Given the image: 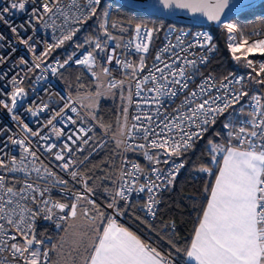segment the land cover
<instances>
[{
	"label": "snow or ice",
	"instance_id": "snow-or-ice-1",
	"mask_svg": "<svg viewBox=\"0 0 264 264\" xmlns=\"http://www.w3.org/2000/svg\"><path fill=\"white\" fill-rule=\"evenodd\" d=\"M100 2L101 0H89L87 6H81L77 0H69V2H65V0H43L40 5L42 15L37 18L42 19L44 15H47L55 17L56 20L62 18L63 23L59 25L62 32L61 37L55 44L48 45L47 51L41 55L47 56L55 48L72 40L79 28L71 27V24L83 25L88 19L95 16L97 8L93 5H99ZM160 3L163 4L164 8H169L174 4L177 8L202 13L209 21L219 22L221 13L228 5V0H160ZM25 7L26 0H12L11 2V9L22 11ZM11 9L9 7L0 8V21L5 20L2 13H8ZM39 10V8H34V14ZM56 20H53V24L56 23ZM100 26L104 29L108 39H113L108 30L104 28L103 23ZM223 28L229 34L228 49L233 59L238 62L243 60L256 73V77H261L260 79L250 78L256 84L264 85V63H260L257 70L253 67L254 61L248 58L249 55L257 53L264 55V39L250 42L247 38H241L235 41L232 34L239 31L237 25L232 22H225ZM11 30L14 34L17 33L16 27H12ZM154 31V29L144 28L140 24H137L134 29V48L137 53L141 54L138 64L127 61L121 62L119 59H115L113 54L108 55V62L111 63L115 59L117 64H122L125 69L130 70L127 75L136 79L147 68L144 54L149 52ZM0 39L3 37L0 36ZM30 39L31 37H29ZM177 39L178 44H167L156 54L153 66L148 69L147 75L143 76L142 79H136V96L140 97L137 106L139 107L140 102L154 105L156 106V115L147 113L133 116L134 123L130 127L125 124L120 125L119 134L121 137L126 136V138L116 140L117 147L124 144L125 150L145 149L143 153L145 158L155 164H159L161 161L157 159L156 155H150V150L161 149L169 158L182 156L194 148L196 140L203 137L207 131L206 126L214 124L219 115L248 95L242 89L231 88L230 81L228 84H221L225 93L223 96H212L214 84L212 76L209 75L198 85V91L193 90L187 94L183 108L175 110L176 115L168 116L162 113L164 98L175 97L178 93L188 89L191 70H194L198 63L207 62V55L197 56L191 49L199 47L206 49L208 53L214 50L211 43L212 37L208 34H203L202 37L198 36L195 43L186 46H182L184 41L180 40L179 37ZM20 43L28 45L29 51H34V45H30L28 40L20 39ZM178 46L180 52L175 51ZM95 48L103 50L102 44L99 42L95 44ZM112 52L114 53L115 49H112ZM162 53L170 54L162 56ZM92 57L93 53L89 52L83 59L76 60V63L91 67ZM189 57L193 58L190 59ZM35 59L42 62L41 57ZM20 63L24 64L27 61L21 58ZM67 63L68 61H65V64ZM35 66L38 68L40 64L36 63ZM60 66L63 67V65ZM56 71V68H52V72L55 73ZM103 72L107 75L109 69L104 68ZM149 82L151 83L150 87L147 86ZM242 82L243 78L235 80V84H242ZM123 83L124 81H110L108 91L121 87ZM142 85L144 86L142 87ZM144 92L155 93V95L150 98L141 96ZM23 93V88H14L11 94L13 107L16 104V97ZM101 95L103 93H96V97ZM122 99L125 97L122 96ZM126 99L131 100V96ZM252 100L255 101V107L251 114V129L240 127L238 133H235L240 143L246 144L247 147L244 149L237 147L222 148L215 145L212 147L213 151L226 152L224 165L216 177L215 185L211 190V197L200 219L199 226L195 229L190 246L183 250L176 249L177 252L185 251L186 256L189 260L194 261V264H264V105L261 104V97L259 96H252ZM0 105L8 108L9 112L12 111V108L4 101H0ZM94 106V104L88 105L89 108ZM65 108H69L73 113L77 112V108L71 106L70 103L65 104ZM62 112L63 109H61ZM35 114L33 112V115ZM59 114L57 113V115ZM90 116L91 119L96 120L95 113H90ZM123 118L127 121V106L123 107ZM13 119H18V117L13 115ZM68 119L72 124L76 123V120L71 117ZM141 121H146V123H141ZM48 124L51 125L52 120H49ZM100 127L104 129L105 134L110 130V126L104 125L102 122ZM225 127H229V124H225ZM24 131H29L27 125H24ZM53 131L58 138L63 135L59 128H54ZM90 132H92L91 128L87 131L84 129L73 130L67 139L77 146L76 151H82L83 149L78 142H82L84 145L89 144L92 140V137L88 135ZM233 134L232 132L229 133L230 136ZM240 134H243V137ZM31 135L38 136L39 133L32 132ZM138 137L146 143L135 146L128 145V140ZM253 138H257L259 143ZM41 139H47V137L42 136ZM26 140L27 137L24 140L12 139V143L19 145L24 154L19 165L16 157H13L12 167L9 168L3 161H0V167L7 168L10 172H21L27 176L28 165L24 161L28 157H32L33 167L31 170L37 174L38 180L44 179L45 176L55 177V174L46 167H44V175H41V167L34 165V161L39 160V156L36 151L25 146ZM28 142L31 143V141ZM102 146V143L96 144V147ZM53 147L55 146H49L47 151H52ZM63 150L68 152L69 157L73 152L68 143L63 145ZM55 160L64 161L58 167L65 171L75 163L71 158L66 159L63 152H56ZM163 163L168 164L169 160L165 159ZM182 167H184L183 163L174 165L166 174L163 170L153 167L151 173L155 179L152 176H146L145 183L134 189L132 184L138 183L139 177H135L131 182L125 180V177H134L135 173H143L145 170L139 164H133L132 170H122L120 188L114 192L113 203L108 204V207L114 208L118 214H121L120 209L116 207V198L125 199L127 191L144 192L146 190L149 197L145 203V208L149 213L155 215L154 205L159 202L156 198L157 193L175 180L179 169ZM200 171L207 172L209 169L202 167ZM70 175L75 178L79 173L71 171ZM65 183L60 178L53 179L54 186ZM113 183L115 184L116 181ZM83 187L84 193H76L75 201L68 205L46 199L45 193L50 191L48 187L41 188L38 183L26 179L17 189L14 186L6 185L5 177L0 175V254H9L5 264H7L8 259H11L14 264H20L21 261L23 264H51L49 260L50 251L57 246L52 245V248L49 249L43 240L37 238L35 221L41 215L46 220H52L56 215L53 209H58L63 213L67 208H70V211L67 212L66 216H59L58 220L64 221L67 218L74 220L78 216L77 209L80 207L78 202L87 201L95 208L94 201L85 194L92 192V189L87 186L86 179ZM50 203L51 207H49ZM32 205L36 207L33 208ZM83 215L85 217L90 216L89 209L85 208ZM97 217L101 220L107 219V224L102 225V232L96 236V243L83 246V264H170V261L162 256L159 251L143 243L136 235L127 228L119 226L112 218H106L104 213L99 212L98 209L96 216L91 217L93 224H95ZM57 227H60L59 223H57ZM74 243L76 246L73 251H79L83 242Z\"/></svg>",
	"mask_w": 264,
	"mask_h": 264
},
{
	"label": "built area",
	"instance_id": "built-area-1",
	"mask_svg": "<svg viewBox=\"0 0 264 264\" xmlns=\"http://www.w3.org/2000/svg\"><path fill=\"white\" fill-rule=\"evenodd\" d=\"M11 2L12 0H0V8L9 7L11 9ZM65 2H69V0H65ZM42 3L43 0H26V7L24 10L21 11L11 9L8 13H2L5 20L0 21V36L3 37V39H0V101H4V103L12 108V111L9 112L8 108L0 105V161H3L4 164L10 168L12 167V158L16 157L17 164L19 165L24 154L19 145L12 143V139L24 140L25 137H27L25 146L29 147L32 151H36L39 156V160L34 161L35 167H41L42 176L44 175V167H46L49 171L55 174V177L45 176L44 179L38 180L37 174L31 170L33 167L32 157H28V159L24 161V163L28 165L27 176L21 172H10L4 167H0V175L5 177L6 185L14 186L17 189L21 187L26 179L30 182L38 183L41 188L48 187L50 191L45 193L46 199H50L51 202H60L70 205L75 201L76 193H84L85 191L83 184L86 177L81 172V166L89 156V154H85V152L86 149L91 147L93 144V135L95 130L103 131V129L96 120L91 119L90 112L86 110L84 105L58 79V74L64 67H83L87 71L93 69L95 65V55L91 49L85 46H78L64 60H62L58 55L53 56L50 59H48V55L42 56L41 54L47 51V46L55 44L61 37L62 32L59 25L63 23L62 18L56 20L55 17L47 15H44L42 19H38L37 17L42 15V8H40ZM77 3L81 6H87L89 4V0H77ZM93 6L96 8L98 7V5ZM34 8H39L40 10L34 14ZM53 20H56L55 24H53ZM225 22L231 21L227 18H222L219 22L214 21L210 24L193 23V26L188 27H178L173 24L170 25L165 29L161 40L155 47L153 60L147 64V68L141 72L136 79H142L143 76L147 75L148 69H151L153 66L156 54L167 44H178V37L180 40L184 41V45L182 46H186L187 44L195 43L198 36L202 37L203 34H208L212 37L211 43L214 46L215 39L226 32L223 28V24ZM121 24H123L125 29L118 27V25ZM137 24L144 26V28L153 29L152 25L145 23L130 24L116 19H111L109 17H106L103 20L104 28L108 30L109 35H111L113 39H108V36H106L100 63L101 73L104 75L107 85L113 80L124 81L129 85L128 97L131 96V100L127 101L128 118L127 121L124 120V124L127 127H130L131 124L134 123L132 117L135 115H144L147 113H151L153 116L156 115V106L154 105L140 102L139 107L137 106V102L140 101V97L136 96V79H133L131 75H127V73L130 72L129 69H125L122 64H117L115 62V59H119L121 62L127 61L136 63V55H141L135 51V42L133 41V37L135 36L134 29ZM22 25L24 27H21ZM113 25H115V27H113ZM80 26L81 25L79 24H71V27L74 28H80ZM12 27L17 28V33L14 34L12 32ZM234 34L237 40H240L241 36L249 39L250 42L264 39V30L260 27L249 30L246 35H241L239 31ZM29 37H31L30 40ZM20 39L28 40L30 45H34V51H29L28 45L20 43ZM112 49H115L114 53L112 52ZM175 51L180 52V47L178 46ZM191 51L197 54V56L207 55V62L210 61L214 55V50L211 53H208L206 49H201L199 47H194ZM89 52L93 53L91 67L76 63V60L83 59V57ZM109 54H113L115 56V59L111 63L107 60ZM169 54L170 53H162V56H168ZM36 57H41L42 62L36 60ZM70 57L71 59H69ZM21 58H24L27 63L21 64ZM189 58L191 59L193 57ZM65 61H68V63L65 64ZM253 61V67L258 70L259 64L264 63V55L259 54ZM36 63L40 64L38 68L35 66ZM206 63H198L196 68L191 70V79L188 81V89L178 93L175 97L164 98L163 108L161 109L162 113L168 116L176 115L175 110L183 108L187 94L193 90L198 91V85H200L204 78L209 75L212 76L214 84L212 96H223L225 93L221 84H228L230 81L231 88L243 90L245 79L243 72H235L227 76V79H221L214 74L203 72L202 67ZM60 65H63V67ZM52 68H56L57 71L55 73L52 72ZM104 68L109 69L107 75L103 72ZM253 73L256 75L254 71ZM13 77H15V80H13ZM238 78H243L242 84H235V80ZM260 78L261 77H258V79ZM143 86L144 85H142V87ZM147 86L150 87L151 83L149 82ZM15 87L23 88L24 93L16 97V104L13 107L11 94ZM263 90L264 85L257 84L251 88L245 104H242L240 107L237 106L238 103L231 106H234V111L226 123L229 124V127H227L226 139L224 141L216 142L213 145L222 148L238 147L244 149L247 147L246 144L240 143V140L237 138L235 133H238L240 127L251 129V114L254 112L255 107V101L252 100V96L261 97L262 104ZM154 95L155 93L148 92L141 94V96L149 98ZM68 103L77 108L76 113L71 112L69 108H65V104ZM45 105H47V107H45ZM29 109H31V111H29ZM61 109H63L62 113ZM33 112L36 114L33 115ZM57 113L60 114L57 115ZM13 115L18 117V119L14 120ZM69 117L76 120V123L72 124L68 119ZM49 120H52L51 125L48 124ZM61 121H63V123H61ZM141 123H146V121H141ZM24 125H27L29 131H24ZM54 128H59L63 135L59 138L56 137L55 132L53 131ZM89 128L92 129V132L88 133V135L92 137V140H90L87 145H84L82 142H78L79 146L83 150L76 151L77 146L73 145L71 141L67 139L68 135H70L73 130L84 129L87 131ZM32 132H37L39 135L32 136ZM230 132L234 134L230 136ZM81 135H83V133H81ZM104 135L106 137H110L109 134ZM240 135L243 137V134ZM42 136L47 137V139H41ZM125 138L126 136H118V139L120 140ZM253 139L259 143L257 138ZM28 141H31V143ZM65 143H68L73 149L70 157L68 152L63 150V145ZM127 143L128 145L135 146L146 142L138 137L136 139L128 140ZM53 145L55 147L52 148V151H47V148ZM212 147L210 149V153L213 163L216 165L217 163H220L224 152L219 150L213 151ZM153 150H160L163 152L161 149H152V151L149 152L150 155H154ZM144 151L145 149L139 148L125 150L124 144H121V146L118 147L117 164L113 179L116 183H113L110 203H113L114 192L120 188L122 170H132L133 164H139L141 168L145 170L143 173H135L134 177H125V180L129 182L134 180L135 177H139L138 183L132 184L134 189L138 188V185L145 183L146 176H152V178L155 179L154 175L151 173V169L153 167L158 170H163L166 174L174 167V165H179L180 163L184 164V161L177 156H173L171 158L168 157V164H155L145 158L143 154ZM56 152H63L66 159L71 158L75 161V163H73L67 171L63 170L61 167H58V165L64 163V161L55 160ZM181 169L182 168L179 169L178 173ZM71 171H76L79 175L73 178L70 175ZM54 178H60L66 183L54 186ZM169 185L170 184H167L165 188L161 189L157 193L156 198L159 202L154 205L155 215L149 213L145 208V203L148 201L149 197L146 190L144 192H140L138 190L127 191L126 198L123 200L116 198L115 203L117 204L120 200L125 203H129L132 198L137 197L140 200V208L143 216L147 221L152 222L158 214L161 195ZM85 194L92 201H94V203L99 204L106 210L107 217H110L115 221L124 222L130 226L144 239L145 244L159 251L162 256L166 257L170 261V264H185L181 262L176 255H173L164 249L151 236L126 222L123 216L118 214L114 208H109L108 204L102 203L92 193ZM32 207L35 208L36 206L32 205ZM49 207H51V203L49 204ZM53 211L56 215L52 220H46L43 218V215H41L35 221V230L38 226L46 227L48 233L43 234L40 239L44 241L45 246L49 249L52 248V245H55L58 236L61 234L69 219L67 218L64 221H59L58 217L66 216L67 212L70 211V208L65 209V212L63 213H61L58 209H53ZM57 223L60 224V227H57ZM52 252L53 250L50 251L49 256L51 264H53ZM8 255V253L0 254V264H5V260ZM7 264H14V262L11 261V259H8ZM20 264H22V261Z\"/></svg>",
	"mask_w": 264,
	"mask_h": 264
},
{
	"label": "trees",
	"instance_id": "trees-1",
	"mask_svg": "<svg viewBox=\"0 0 264 264\" xmlns=\"http://www.w3.org/2000/svg\"><path fill=\"white\" fill-rule=\"evenodd\" d=\"M106 17L130 24L145 23L153 26L155 30L153 41L149 52L144 54L146 65L153 60L155 47L167 27L172 24L178 27L193 26V24L173 21L159 14L145 13L130 8L116 0H101L96 15L80 26L72 40L52 50L48 54V59L58 55L64 60L78 46H85L94 53L95 64L100 65L102 50L96 49L95 44L101 43L103 49L106 35L100 25ZM230 19L232 23L237 25L241 35H246L249 30L257 27L264 30V1L250 10L232 16ZM118 27L125 29L123 24L118 25ZM223 34L215 39L214 55L210 61L203 65L202 70L204 73L214 74L221 79L235 72H243L245 75L243 90L249 95L251 88L257 85L250 77H256V75L246 63L241 66L238 61L232 58ZM258 55H250L249 58L254 60ZM139 56L136 55L135 57L137 64L139 63ZM256 78L258 79V77ZM58 79L75 97L83 93L94 92L96 88L94 74L83 67H64L59 72ZM126 93L129 94V87L123 89V94ZM248 95L240 100L237 104L238 107L246 103ZM124 106L126 105L120 103L118 99L112 101L101 99L94 112L97 123L100 125L102 122L104 125L110 126L108 133H114L119 125ZM233 111L234 106L219 115L215 123L207 127L203 137L195 141L194 148L182 156H178L184 161V167L175 180L163 191L160 208L154 221L149 222L145 219L141 212L140 200L137 197L132 198L129 203L120 200L116 204L126 222L151 236L164 249L176 255L185 264H188L184 260L186 252H177L176 249L183 250L191 244L219 167V163L216 165L213 163L210 149L214 143L226 139L227 128L225 124L232 116ZM93 140L92 146L86 149L85 154H89V156L82 164L81 172L87 179V186L92 189L91 193L102 203L109 204L118 147L115 139L106 137L99 130H95ZM98 143H102L103 146L96 147ZM167 158L168 156L162 151L157 156V159L161 161L159 164H163V160ZM202 167L208 168L209 171H200ZM35 231L39 239L43 234L48 233L46 227L41 226H38ZM62 232L55 245L59 242Z\"/></svg>",
	"mask_w": 264,
	"mask_h": 264
},
{
	"label": "rangeland",
	"instance_id": "rangeland-1",
	"mask_svg": "<svg viewBox=\"0 0 264 264\" xmlns=\"http://www.w3.org/2000/svg\"><path fill=\"white\" fill-rule=\"evenodd\" d=\"M231 21V19H229ZM228 33L227 31L223 34V37L226 39L227 43L228 41ZM235 38V41H238L235 34H232ZM241 38H244V36H241ZM231 53V52H230ZM258 54V53H257ZM256 54H252L254 56ZM232 56V54H231ZM250 56V55H249ZM233 58V57H232ZM249 58V57H248ZM250 59V58H249ZM239 64L241 66L245 65V62L243 60L239 61ZM93 74L95 73V91L94 92H87L80 94L76 96V98L84 105L86 110H88L90 113H94L96 111L97 105L101 99L104 100H114L118 99L120 103H124V105L127 106V97L128 93L123 94V89L128 88L129 85L127 82H124L121 87H117L115 89H111V91H108V85L105 81L104 75L101 73V66L97 63L94 65L93 69L89 70ZM101 92L103 95L96 97V93ZM122 96L125 97V99H122ZM94 104L95 106L92 108H89L88 105ZM262 104L264 105V90L262 91ZM124 124V118H123V113L122 116L119 120V125L117 126L116 130L114 133H107L110 135L109 138L111 139H118L119 134V129L120 125ZM103 134H105V131H100ZM150 150L149 152H151ZM154 155L158 156L161 151L160 150H153ZM80 204V207H78V216L74 220L70 218V222L63 233L62 237L60 238L57 247L54 250V255H55V263L54 264H73V260L75 259V264H83V256H84V250L83 246L84 245H93L94 240L98 234V231L101 227L102 221L99 217H97L95 224H93V221L91 218L85 217L83 215V210L85 208L89 209L90 213H94L96 216V211L97 209L99 212L103 213V209L99 204H95V208L93 205H90L87 203V201L83 202H78ZM77 241H82V246L80 247L79 251H73L74 247L76 246L74 242Z\"/></svg>",
	"mask_w": 264,
	"mask_h": 264
},
{
	"label": "water",
	"instance_id": "water-1",
	"mask_svg": "<svg viewBox=\"0 0 264 264\" xmlns=\"http://www.w3.org/2000/svg\"><path fill=\"white\" fill-rule=\"evenodd\" d=\"M130 8L151 14H159L173 21L182 23L210 24L214 21L207 20L202 13H194L189 9L177 8L174 4L169 8H164L160 0H116ZM264 0H228V5L221 13V19H230L232 16L250 10Z\"/></svg>",
	"mask_w": 264,
	"mask_h": 264
},
{
	"label": "crops",
	"instance_id": "crops-1",
	"mask_svg": "<svg viewBox=\"0 0 264 264\" xmlns=\"http://www.w3.org/2000/svg\"><path fill=\"white\" fill-rule=\"evenodd\" d=\"M238 148V147H237ZM226 154V152H224V154H223V156H222V158H221V160H220V163H219V167H218V169H217V173H216V177L219 175V171H220V168L221 167H223V165H224V155ZM216 177H215V180H214V183H213V185H212V187L215 185V181H216ZM211 190H212V188H211ZM210 197H211V191H210V193H209V195H208V199H207V203H208V200L210 199ZM207 203H206V205H205V208H204V210L206 209V207H207ZM204 210H203V212H204ZM103 213H104V216L107 218V215H106V211H103ZM95 214L94 213H90V216H89V218H91L92 216H94ZM202 216H203V213H202ZM202 216H201V218H202ZM200 218V219H201ZM92 219V218H91ZM71 220H70V218L68 219V222H67V224H66V226H65V228H64V230H63V232H62V235H63V233L65 232V230H66V228H67V226H68V224H69V222H70ZM200 222V221H199ZM116 223L119 225V226H121V227H124V228H127L129 231H131L134 235H136L143 243H144V240H143V238L137 233V232H135L130 226H128L127 224H125L124 222H121V221H116ZM107 224V219H103V221H102V224H101V227H100V229H99V231H98V234L99 233H101L102 232V225H106ZM199 226V223H198V225H197V227ZM196 227V228H197ZM97 234V235H98ZM195 234V233H194ZM62 235H61V237H62ZM60 237V238H61ZM193 237H194V235H193ZM193 237H192V239H193ZM60 240V239H59ZM97 241H96V238H95V240H94V243H96ZM58 244V243H57ZM57 244H56V246H57ZM55 250V249H54ZM54 250H53V252H52V261H53V264L55 263V255H54ZM184 260H185V262H187L188 264H194V261H191V260H189V258L186 256V253H185V255H184ZM75 259L73 260V264H75Z\"/></svg>",
	"mask_w": 264,
	"mask_h": 264
}]
</instances>
